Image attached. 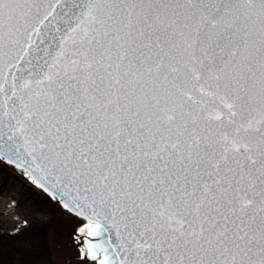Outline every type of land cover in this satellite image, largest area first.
Listing matches in <instances>:
<instances>
[{
	"label": "snow or ice",
	"instance_id": "snow-or-ice-1",
	"mask_svg": "<svg viewBox=\"0 0 264 264\" xmlns=\"http://www.w3.org/2000/svg\"><path fill=\"white\" fill-rule=\"evenodd\" d=\"M0 177L21 264H264V0H0Z\"/></svg>",
	"mask_w": 264,
	"mask_h": 264
},
{
	"label": "rangeland",
	"instance_id": "rangeland-1",
	"mask_svg": "<svg viewBox=\"0 0 264 264\" xmlns=\"http://www.w3.org/2000/svg\"><path fill=\"white\" fill-rule=\"evenodd\" d=\"M32 193L43 195L30 184L25 188L15 180L0 177V233H11V230L20 223L16 219L17 216L22 219L25 215L35 213V201L32 199Z\"/></svg>",
	"mask_w": 264,
	"mask_h": 264
},
{
	"label": "trees",
	"instance_id": "trees-1",
	"mask_svg": "<svg viewBox=\"0 0 264 264\" xmlns=\"http://www.w3.org/2000/svg\"><path fill=\"white\" fill-rule=\"evenodd\" d=\"M10 234L0 233V237L4 238L3 246L0 247V264H21L22 257L17 252V245L8 239Z\"/></svg>",
	"mask_w": 264,
	"mask_h": 264
}]
</instances>
